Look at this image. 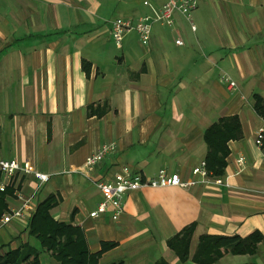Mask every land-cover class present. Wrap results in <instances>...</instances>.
Listing matches in <instances>:
<instances>
[{
    "label": "crops",
    "instance_id": "crops-1",
    "mask_svg": "<svg viewBox=\"0 0 264 264\" xmlns=\"http://www.w3.org/2000/svg\"><path fill=\"white\" fill-rule=\"evenodd\" d=\"M135 1L0 0V160L50 177L40 185L19 173L8 188L9 212L23 217L0 231V255L23 243L42 249L29 226L53 197V219L79 227L90 252L102 253L98 264H199L193 257L202 237L258 234L255 255L224 251L216 264H264V150L256 144L263 119L253 108L255 96L264 97V0H204L191 14L196 31L178 14L172 26H154L149 46L133 32L118 47L111 9L137 22L151 13L146 1L155 8L167 2L137 8ZM231 117L239 118L242 137L228 143L223 176L211 172L208 184L189 189L128 193L118 220L113 210L93 215L103 200L96 184L123 166L147 178L167 170L194 179L210 153L206 131ZM105 144L116 151L90 179L82 175ZM4 180L1 174L0 186ZM192 225L191 258L182 262L168 242ZM41 262L59 264L45 252Z\"/></svg>",
    "mask_w": 264,
    "mask_h": 264
},
{
    "label": "trees",
    "instance_id": "trees-1",
    "mask_svg": "<svg viewBox=\"0 0 264 264\" xmlns=\"http://www.w3.org/2000/svg\"><path fill=\"white\" fill-rule=\"evenodd\" d=\"M85 69L89 72V67ZM254 110L264 120V97L255 96ZM242 137L241 123L238 117L225 118L213 125L205 133V142L210 153L207 157L208 170L216 177L225 174L227 157L229 156L228 143ZM1 183V173H0ZM13 194V189L0 191V220L9 213L6 197ZM57 205L53 197L42 203L29 226V234L38 240L42 249H37L29 243H23L15 250L0 255V264H42L43 252L52 254L59 264H98L102 253L94 255L88 248L84 233L79 227L56 222L51 216V210ZM196 225L186 228L180 235L168 242L182 262L191 258L190 250ZM261 235H254L247 239L238 236H204L193 257L199 264H216L224 257V251L233 255H255ZM107 246L103 251H107ZM160 264H166L161 262Z\"/></svg>",
    "mask_w": 264,
    "mask_h": 264
},
{
    "label": "built area",
    "instance_id": "built-area-1",
    "mask_svg": "<svg viewBox=\"0 0 264 264\" xmlns=\"http://www.w3.org/2000/svg\"><path fill=\"white\" fill-rule=\"evenodd\" d=\"M204 0H167L160 8H155L151 2L146 1L145 6L150 9V14L141 17L137 22L132 19L118 18L112 23V35L118 47H122L125 38L135 32L138 34L140 43L147 47L150 45L153 35V28L156 24L172 26L175 21V16L180 14L190 20L192 29L196 31V26L191 21V14L195 11L201 2ZM176 44L183 46L182 40H177ZM221 80L228 85L231 90H237L238 84L228 74L221 75ZM257 146L264 150V120L257 130L256 134ZM114 144H105L96 153L90 155L80 170V173L85 177H91V172L97 165L101 164L106 157L116 151ZM246 158H240V163L244 164ZM0 173L5 180L0 186L1 192L11 187L14 179L19 173L33 175L40 182V185L50 181V177L41 172L33 170L29 163L25 165L19 164L17 161L0 160ZM194 179L186 181L179 174H171L167 170H161L156 177L147 178L142 172L133 169L130 166H123L113 178L108 181L96 184L100 190L103 200L99 204L94 216L99 218L107 214L110 210L114 211L113 220H118L121 213L124 211V197L131 192H136L143 189H163V188H183L189 189L200 185H205L210 182L211 172L208 170L206 161H203L193 170ZM19 198H24L20 191H15ZM31 199L24 200L23 209L30 207ZM23 217L22 210H15L6 213L0 220V231L8 226L13 219Z\"/></svg>",
    "mask_w": 264,
    "mask_h": 264
},
{
    "label": "rangeland",
    "instance_id": "rangeland-1",
    "mask_svg": "<svg viewBox=\"0 0 264 264\" xmlns=\"http://www.w3.org/2000/svg\"><path fill=\"white\" fill-rule=\"evenodd\" d=\"M155 2V0H152ZM136 7L143 6L144 0H136ZM121 8L119 6H116L115 10H110L109 13V20H112V23L114 20L118 19L120 17ZM133 33V32H132ZM38 246L40 247L39 243L37 242Z\"/></svg>",
    "mask_w": 264,
    "mask_h": 264
}]
</instances>
